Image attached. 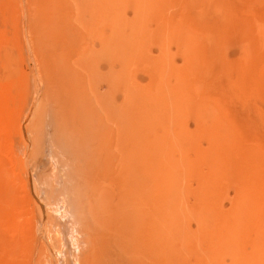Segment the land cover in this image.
Segmentation results:
<instances>
[{"label": "rangeland", "instance_id": "374dc122", "mask_svg": "<svg viewBox=\"0 0 264 264\" xmlns=\"http://www.w3.org/2000/svg\"><path fill=\"white\" fill-rule=\"evenodd\" d=\"M111 108L131 163L75 177ZM0 142V264H264V0H0Z\"/></svg>", "mask_w": 264, "mask_h": 264}, {"label": "bare ground", "instance_id": "6f19581e", "mask_svg": "<svg viewBox=\"0 0 264 264\" xmlns=\"http://www.w3.org/2000/svg\"><path fill=\"white\" fill-rule=\"evenodd\" d=\"M85 26V25H84ZM102 34V33H101ZM100 35V34H99ZM97 36H98V34H97ZM101 36V35H100ZM102 37V36H101ZM98 38H99V36H98ZM103 38V37H102ZM96 39H97V37H96ZM112 39V38H111ZM114 42V41H113ZM96 47V46H95ZM63 49V48H62ZM61 49V50H62ZM101 50H102V52H103V57L105 58L106 56H111V53L113 54L114 53V51H115V45L112 43V41L110 40V37L108 36V38L107 39H105V37H104V42L101 44ZM81 51V50H80ZM84 51V50H83ZM102 55V54H101ZM113 56V55H112ZM112 58V57H111ZM113 59V58H112ZM81 59H79L78 61H80ZM110 62H111V60H110ZM80 63H82V61L80 62ZM79 62H78V64H80ZM77 64V63H76ZM75 65V64H74ZM111 65H114V63L113 62H111L110 63V68L111 67H113L114 68V66H111ZM80 66V65H79ZM76 67V66H75ZM113 68H111L112 70H113ZM110 70V74H112V73H114L115 72V70ZM114 96V95H113ZM112 96V97H113ZM111 99H113V98H111ZM110 99V100H111ZM99 100V99H98ZM101 102V101H100ZM64 108V107H63ZM102 108H103V111L105 110L104 109V106L103 105H101V107L99 108L100 109V111H102ZM112 108H114V107H112ZM112 108H111V110H112ZM110 111V110H109ZM108 110L106 111V113H105V115H106V117L104 116L103 118H105L106 120V122L108 123V121H107V118H108V116H109V118L111 119V121H112V123H113V125H114V127H115V130H114V132H111L112 130V128L110 129V135H108L107 136V139H105L106 137H104L103 138V136H104V134H107V132H105V131H107L106 130V127H104V125H106V123H105V121L103 120V119H101V121L100 122H98V123H102V128H101V125L100 124H98V123H95V121H94V123H92V125L91 126H85L84 124H81V125H79L80 127L78 128V129H75V125H73V123H74V121H73V123H71L73 126H71L70 128L71 129H73L74 128V130H67L66 129V131H65V134H63V136H64V138H63V140H64V142H66V144H69V146L70 147H73V153L71 154V158H72V160H79L81 163H78V164H80V167H76V170H74L73 169V171H75V172H77V174H78V176L76 175V173L74 174V175H76L75 177H79V176H82V177H86V175H87V173H88V171H92V169H90L91 167H93V170L94 171H96V172H99L98 170V162H99V159H100V157H99V159H97L96 161H98V162H96L97 163V165L96 164H94L93 163V161H94V156H96V154H95V152L97 151V149H98V155L100 154L99 152H101V150H100V148H103V147H105L104 146V144H105V142H107L109 145V147L110 148H112V146H113V148L114 149H116V150H118V152L120 151L121 153H120V156H119V160H118V157L116 158H114L113 160H109V165L112 167V169H111V171L110 172H113L112 174H116V171L118 170V167L120 168V162L122 163V166L124 165V164H128V163H131V153H132V148H131V145L129 144V140H127L128 139V137L127 136H125L126 134H127V132H126V134H124L122 131H120L121 130V128L119 127V123H118V119H117V117H116V112H115V110L113 109L111 112H112V114H113V117L112 116H110L109 114L111 113V112H109ZM103 114H104V112H103ZM102 115V114H101ZM116 117V118H115ZM67 120V119H66ZM102 120L104 121V122H102ZM65 121V120H64ZM94 124V125H93ZM104 124V125H103ZM109 125V124H108ZM65 126V125H64ZM110 126V125H109ZM73 127V128H72ZM99 127H100V129H99ZM104 127V128H103ZM63 128H65V127H63ZM100 130H102V131H100ZM104 131V132H103ZM122 132V133H121ZM77 133V137H76V139H75V141L73 142H69V140H68V138H70V137H74L75 135L74 134H76ZM104 133V134H103ZM103 134V135H102ZM36 145V147H37V144H35ZM72 145V146H71ZM107 146V145H106ZM108 146L106 147V148H108ZM3 149V147H2V144H1V142H0V183H4L5 184V186L3 185V187H6L7 188V191H8V189H10L11 187H12V184H11V181H12V179L14 180V176L13 175H16L15 173H14V160H12V158L11 157H9L7 154H6V152L5 151H3L2 149ZM97 148V149H96ZM109 148V149H110ZM122 148V149H121ZM37 149V148H36ZM96 150L95 152L93 151V150ZM94 152V156L93 155H90L92 152ZM102 152H103V150H102ZM116 154H117V152H116ZM102 154H100V156H101ZM89 156H92V157H94L93 158V160H90V157ZM103 156V155H102ZM98 157V156H97ZM101 158H103V157H101ZM71 160V161H72ZM102 159L100 160V163L102 164ZM73 163V162H72ZM76 163V162H75ZM74 163V164H75ZM73 164V166L75 167V165ZM96 165L97 167H95L94 165ZM101 164H99V166L101 165ZM76 165H77V163H76ZM72 166V167H73ZM79 166V165H78ZM103 166V165H102ZM106 166V165H105ZM100 168V167H99ZM109 168V167H108ZM94 173V172H93ZM102 173V172H101ZM90 174H91V172H90ZM103 174V173H102ZM105 174H106V172H105ZM114 174V176H116ZM88 175H89V173H88ZM96 175H98V174H96ZM104 175V174H103ZM107 175V174H106ZM106 175H104V176H106ZM103 176V177H104ZM14 177V178H13ZM95 177V176H94ZM100 177H102L101 175H100ZM102 177V178H103ZM74 178V177H73ZM111 178V177H110ZM80 179V178H79ZM82 179V178H81ZM80 179V180H81ZM100 179V178H99ZM98 179V180H99ZM77 180V179H76ZM75 180V181H76ZM85 180V179H84ZM87 180V179H86ZM112 180H113V178H112ZM111 179H110V182L112 181ZM77 181H79V180H77ZM82 181V180H81ZM97 181V180H96ZM95 181V182H96ZM13 183V182H12ZM96 184H97V182H96ZM1 185V184H0ZM1 189V188H0ZM85 190V189H84ZM83 190V191H84ZM10 191V190H9ZM81 191V190H80ZM88 191V190H87ZM100 191V190H99ZM3 192H5V189L3 190ZM10 192H12V191H10ZM82 192V191H81ZM79 192L77 195H79L80 197L82 196V197H84V198H86V204H87V214H88V218L90 219L89 221L91 222V225H92V227L91 228H93V226L95 227V224L96 223H99V217L101 216V218H102V215H100L99 213H103L104 214V212H103V209H104V202H103V195H104V193L102 194V191H101V194L99 195V193L97 194V196H96V194H93L92 193V195L90 196V194H89V197H88V195L87 194H85L84 192ZM73 197V196H72ZM135 201H138L137 199H134ZM168 206H171L173 209H175V207L177 206V202L175 203L173 200H170L168 203ZM1 205V204H0ZM134 205H135V203H134ZM5 206V205H4ZM135 208H137V212H139V209H138V207L135 205ZM86 214V215H87ZM101 220V219H100ZM95 222V223H94ZM101 223V222H100ZM99 223V224H100ZM99 224H96V226L98 225L99 227H100V225ZM97 228V227H96ZM17 231H18V229H17ZM97 231V230H96ZM88 232H90V231H88ZM93 232H94V230H93ZM18 234V233H17ZM14 235H16V233L14 234ZM86 235V234H85ZM91 235H92V233H91ZM87 236H89L88 234H87ZM90 237V236H89ZM88 237V238H89ZM93 239H94V237H93ZM92 239V240H93ZM91 240V239H90ZM91 240V241H92ZM13 242V241H12ZM93 242V241H92ZM11 243V242H10ZM12 245L14 244V243H11ZM92 246H93V244H92ZM93 260V259H92ZM97 261V260H96Z\"/></svg>", "mask_w": 264, "mask_h": 264}]
</instances>
